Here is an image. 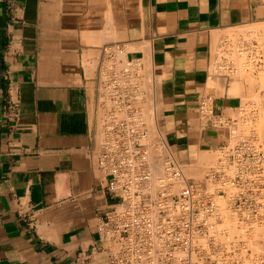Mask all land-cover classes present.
<instances>
[{
	"label": "crops",
	"instance_id": "crops-1",
	"mask_svg": "<svg viewBox=\"0 0 264 264\" xmlns=\"http://www.w3.org/2000/svg\"><path fill=\"white\" fill-rule=\"evenodd\" d=\"M252 35L264 0H0V264H109L102 86L129 67L151 147L190 163L228 141L223 53Z\"/></svg>",
	"mask_w": 264,
	"mask_h": 264
},
{
	"label": "built area",
	"instance_id": "built-area-1",
	"mask_svg": "<svg viewBox=\"0 0 264 264\" xmlns=\"http://www.w3.org/2000/svg\"><path fill=\"white\" fill-rule=\"evenodd\" d=\"M257 44L243 41L249 52ZM220 69L228 72L231 62ZM138 87L129 67L102 86L109 102L97 165L118 197L96 226L115 245L109 264H264V241L256 237L264 208L262 146L253 139L226 143L200 181L186 177L172 157L158 172L146 121L131 110Z\"/></svg>",
	"mask_w": 264,
	"mask_h": 264
},
{
	"label": "rangeland",
	"instance_id": "rangeland-1",
	"mask_svg": "<svg viewBox=\"0 0 264 264\" xmlns=\"http://www.w3.org/2000/svg\"><path fill=\"white\" fill-rule=\"evenodd\" d=\"M231 36L232 35H230V37ZM244 40H248L249 44L252 40L254 41L256 40L258 44L256 46H253L254 48L253 51L249 52L245 49V46L243 45V41L241 39L238 40V37H234L233 42L228 47V49H230L229 52L223 53L227 57L228 62H231L232 66L234 67L233 76L238 81V85H239L238 88L241 96L240 103L238 105L237 114H235L236 119L238 116L240 117H238L237 121L236 119H234L235 116L232 118V122L234 126L233 124L229 125L228 131L232 129L233 132L230 131L231 136L230 135L228 136V139L230 140H228L229 142L227 141L226 143L234 144V142L236 143L237 141L243 139H255L254 141L260 144L264 150V38H257L256 36L252 35L250 38L248 39L245 38ZM223 54L220 53L221 56H223ZM244 113H246L247 116H245ZM247 117H250L249 118L250 123ZM240 118H242V120ZM235 122H237V125H235ZM231 126L232 128L230 129ZM236 126L238 127V129H236L235 132L236 134H235L234 129L237 128ZM232 136L235 138H232L231 140L230 137ZM162 152L164 153L162 149H155L152 147H150L149 150V153H151L150 155H152L150 156L152 157L151 160H155L157 162L158 172L161 171V165H162L161 162L165 159L162 158V154H161ZM201 153L198 155L196 160L187 163L188 166L187 169L184 171V173L186 172L185 175L187 173L189 174V176H187L189 179L200 181L203 178L202 176L206 174L209 167H211L215 163V161L220 155L218 151L209 152V153L203 152L205 155ZM154 156H157L158 158L156 159L154 158ZM173 158L179 161L182 165H184L183 167H185L184 163L186 161L179 160L175 155L173 156ZM199 160H201V162ZM190 166H192L191 167L192 172L190 171ZM193 172L196 174H194ZM263 174H264V170H263ZM263 212H264V208H263ZM223 218L225 219V221L232 222V223L229 222L230 226L228 225L227 222L226 224L228 228L231 227L229 229L233 231L232 228H234L233 226L234 222L232 221V218L227 216L225 213H223ZM256 237L264 241V213H262V220L259 225V228L257 229Z\"/></svg>",
	"mask_w": 264,
	"mask_h": 264
},
{
	"label": "bare ground",
	"instance_id": "bare-ground-1",
	"mask_svg": "<svg viewBox=\"0 0 264 264\" xmlns=\"http://www.w3.org/2000/svg\"><path fill=\"white\" fill-rule=\"evenodd\" d=\"M229 72H230V71H229ZM230 75H231V74H230ZM241 112H242V111H241ZM245 112H246V111H245ZM241 114H242V113H241ZM238 115H239V114H238ZM238 115H237V116H238ZM244 115L247 116L246 113H244ZM255 116H256V115H255ZM231 117H232V116H231ZM238 117H240V116H238ZM238 117H237V119H236V115H235V118H234V119H236V121H237V120H238ZM242 117H243V115H242ZM253 117H254V116H253ZM247 118L249 119L250 117H247ZM234 119H233V120H234ZM240 119L242 120V118H240ZM224 120H225V119H224ZM230 120H231V119H230ZM241 120H240V121H241ZM253 120H254V119H253ZM225 122H226V121H225ZM244 123H245V121H244ZM249 123H250V119H249ZM222 124H223V123H222ZM224 124H225V123H224ZM232 124H233V122H232ZM235 125H237V122H235ZM238 125H239V122H238ZM233 126H234V124H233ZM236 127H237V126H236ZM227 128H228V127H227ZM231 128H232V126L230 127V129H231ZM236 129H238V127L234 129V130H235L234 133L236 132ZM230 131L233 132L232 129H231ZM230 131H229V135L231 136ZM238 131H239V130H238ZM247 132H248V131H247ZM152 133H153V132H152ZM152 133H151V135H152ZM252 133H253V132H252ZM235 134H236V133H235ZM249 134H250V133H249ZM229 135H228V136H229ZM254 136H255V135H254ZM241 137H242V136H241ZM230 138H231V140H232V138H235V137L232 136V137H230ZM242 139H243V138H242ZM228 140H230V139H228ZM253 140H255V139H253ZM228 142H229V141H228ZM234 143H235V142H234ZM262 148H263V147H262ZM205 152H206V151H205ZM218 152H219V150H218ZM219 153H220V152H219ZM150 154H151V153H150ZM201 154H202V153H201ZM203 154H204V153H203ZM204 155H205V154H204ZM150 156H152V155H150ZM196 156H197V155H196ZM201 156H202V155H201ZM150 158L152 159V157H150ZM199 158H200V157H199ZM200 159H201V158H200ZM161 161H162V160H161ZM199 161L201 162V160H199ZM161 163H162V162H161ZM197 163H198V162H197ZM184 164H185V163H184ZM192 164H193V163H192ZM211 165H212V164H211ZM161 166H162V165H161ZM183 166H184V165H183ZM187 166H188V165L185 164V167H183V168H184V169H183L184 171L187 169ZM194 166H195V165H194ZM197 166H198V165H197ZM199 166H200V163H199ZM191 167H192V166H190V171L192 170ZM188 168H189V167H188ZM196 169H197V168H196ZM207 171H208V170H207ZM187 172H188V171H187ZM191 172H192V171H191ZM195 172H196V171H195ZM204 172H205V171H204ZM185 173H186V172H185ZM193 173H194V172H193ZM197 173H198V172H197ZM206 173H207V172H206ZM194 174H196V173H194ZM263 175H264V174H263ZM187 176H189L188 173L186 174V177H187ZM199 176H200V175H199ZM199 176H198V177H199ZM203 176H204V175H203ZM203 176H202V177H203ZM224 213H225V212H224ZM262 213H264L263 210H262ZM227 218H228V217H227ZM224 220H225V219H224ZM226 220H227V219H226ZM226 222H227L228 225H229V222H230V221H229V222L226 221ZM230 223H232V222H230ZM233 224H234V223H233ZM229 226H230V225H229ZM229 228H231V227H229ZM232 229H233V231H234V228H232Z\"/></svg>",
	"mask_w": 264,
	"mask_h": 264
}]
</instances>
